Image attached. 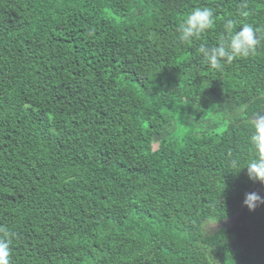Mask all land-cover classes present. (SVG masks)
<instances>
[{
	"label": "trees",
	"instance_id": "16d2710c",
	"mask_svg": "<svg viewBox=\"0 0 264 264\" xmlns=\"http://www.w3.org/2000/svg\"><path fill=\"white\" fill-rule=\"evenodd\" d=\"M197 7L214 26L182 42ZM228 20L261 44L213 68L199 46ZM256 113L264 0H0L10 264H264V205L243 203L264 184L241 170Z\"/></svg>",
	"mask_w": 264,
	"mask_h": 264
},
{
	"label": "clouds",
	"instance_id": "9594fccd",
	"mask_svg": "<svg viewBox=\"0 0 264 264\" xmlns=\"http://www.w3.org/2000/svg\"><path fill=\"white\" fill-rule=\"evenodd\" d=\"M241 15L247 16L248 13L243 11ZM214 22L215 12L212 8H194L179 24V40L187 42L194 38L198 39L202 33L214 26ZM261 40L258 29L251 23H241L239 28H234V22L228 20L224 25V35L220 41L212 47L201 44L199 52L203 62L213 68H219L223 63H231L237 58L254 55ZM247 143L252 156L241 170H247L251 181L264 184V115L256 113L249 119ZM232 167L240 166L236 160H233ZM243 203L249 211H255L264 205V196L257 192L246 193ZM10 258V241L0 237V264H10Z\"/></svg>",
	"mask_w": 264,
	"mask_h": 264
},
{
	"label": "rangeland",
	"instance_id": "374dc122",
	"mask_svg": "<svg viewBox=\"0 0 264 264\" xmlns=\"http://www.w3.org/2000/svg\"><path fill=\"white\" fill-rule=\"evenodd\" d=\"M218 226H219V225L214 224L212 227L216 228V227H218Z\"/></svg>",
	"mask_w": 264,
	"mask_h": 264
}]
</instances>
